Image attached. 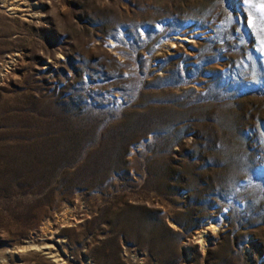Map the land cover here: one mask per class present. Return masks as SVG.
Instances as JSON below:
<instances>
[{
    "label": "rangeland",
    "instance_id": "1",
    "mask_svg": "<svg viewBox=\"0 0 264 264\" xmlns=\"http://www.w3.org/2000/svg\"><path fill=\"white\" fill-rule=\"evenodd\" d=\"M262 3L0 0V264H264Z\"/></svg>",
    "mask_w": 264,
    "mask_h": 264
},
{
    "label": "snow or ice",
    "instance_id": "2",
    "mask_svg": "<svg viewBox=\"0 0 264 264\" xmlns=\"http://www.w3.org/2000/svg\"><path fill=\"white\" fill-rule=\"evenodd\" d=\"M245 2H249V0H245ZM261 11H264V3L261 4ZM262 46H264V41H262Z\"/></svg>",
    "mask_w": 264,
    "mask_h": 264
},
{
    "label": "bare ground",
    "instance_id": "3",
    "mask_svg": "<svg viewBox=\"0 0 264 264\" xmlns=\"http://www.w3.org/2000/svg\"><path fill=\"white\" fill-rule=\"evenodd\" d=\"M177 39H178V38H177ZM184 41H185V42H189V40H188V39H186V38H184ZM45 249H46V248H45Z\"/></svg>",
    "mask_w": 264,
    "mask_h": 264
}]
</instances>
